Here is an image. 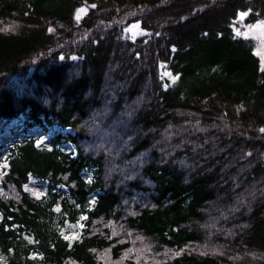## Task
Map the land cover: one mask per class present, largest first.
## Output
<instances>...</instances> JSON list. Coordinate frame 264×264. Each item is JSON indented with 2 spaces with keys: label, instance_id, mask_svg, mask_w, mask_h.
<instances>
[{
  "label": "trees",
  "instance_id": "trees-1",
  "mask_svg": "<svg viewBox=\"0 0 264 264\" xmlns=\"http://www.w3.org/2000/svg\"><path fill=\"white\" fill-rule=\"evenodd\" d=\"M241 13L264 23V0H0V121L56 122L76 150L7 158L4 264H264V70Z\"/></svg>",
  "mask_w": 264,
  "mask_h": 264
},
{
  "label": "rangeland",
  "instance_id": "rangeland-1",
  "mask_svg": "<svg viewBox=\"0 0 264 264\" xmlns=\"http://www.w3.org/2000/svg\"><path fill=\"white\" fill-rule=\"evenodd\" d=\"M81 11L77 13L79 16ZM244 14H239L236 25L233 26V30L243 36L251 38L254 43V51L260 59L261 69L264 70V26L262 22H256L252 24L244 23ZM125 33L131 39H135L139 35L143 34V30L139 27L138 22L129 24L125 29ZM170 79L173 76L166 74ZM70 133L69 128H58L55 126L41 125L32 123L26 119L19 118L8 123L0 122V174L6 172L8 164L6 157L9 154V150L13 146L22 140L23 138H30L34 141L37 148L51 149V141L58 134L65 136ZM58 148L65 153H73L74 147L69 142H62L58 145ZM82 177L85 181L90 182L92 180V172L90 170L83 171ZM23 190L30 196L34 195L37 198L43 196L47 192V182L38 179L35 176L30 175L27 182L23 185ZM64 192H67L66 188H62ZM2 191V185L0 183V193ZM95 201V195L91 194L88 197L89 204H93ZM57 211L58 207L54 208ZM85 215H80L78 220L71 223L66 221L60 230L62 237L71 244L73 241L78 240L84 227L83 221ZM1 220V216H0ZM23 237L28 243H35L33 237L29 233H23ZM40 253L36 251L31 252L32 257L40 258ZM4 259L0 255V264H4Z\"/></svg>",
  "mask_w": 264,
  "mask_h": 264
},
{
  "label": "snow or ice",
  "instance_id": "snow-or-ice-1",
  "mask_svg": "<svg viewBox=\"0 0 264 264\" xmlns=\"http://www.w3.org/2000/svg\"><path fill=\"white\" fill-rule=\"evenodd\" d=\"M81 12H83V11H85L84 9H81L80 10ZM78 19H79V16L77 17ZM260 26H264V23H262V25H260ZM239 34V33H238Z\"/></svg>",
  "mask_w": 264,
  "mask_h": 264
}]
</instances>
